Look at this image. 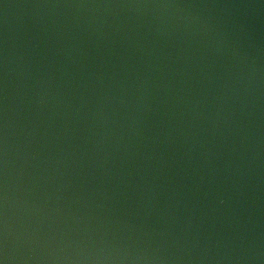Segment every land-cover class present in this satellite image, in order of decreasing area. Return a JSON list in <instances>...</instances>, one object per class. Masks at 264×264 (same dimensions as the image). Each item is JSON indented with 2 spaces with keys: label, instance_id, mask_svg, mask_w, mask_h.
I'll return each mask as SVG.
<instances>
[{
  "label": "water",
  "instance_id": "water-1",
  "mask_svg": "<svg viewBox=\"0 0 264 264\" xmlns=\"http://www.w3.org/2000/svg\"><path fill=\"white\" fill-rule=\"evenodd\" d=\"M0 264H264V0H0Z\"/></svg>",
  "mask_w": 264,
  "mask_h": 264
}]
</instances>
